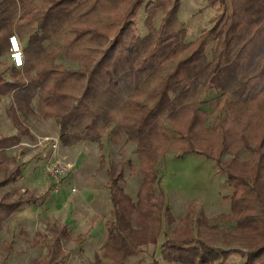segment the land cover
<instances>
[{
  "label": "trees",
  "instance_id": "16d2710c",
  "mask_svg": "<svg viewBox=\"0 0 264 264\" xmlns=\"http://www.w3.org/2000/svg\"><path fill=\"white\" fill-rule=\"evenodd\" d=\"M86 1L0 0V61L13 31L21 39L26 37L23 47L24 55L29 56L26 69L33 67L32 60L37 55L46 60L45 65L28 76L26 84L16 80L7 88H17L14 97L19 98V104L26 109L34 96L38 98V112L55 118L62 144L89 140L101 148V136L105 132L110 142L118 139L135 144L141 176L135 198L129 196L121 184L125 161L105 162L113 214L107 223L105 243L89 263L125 264L128 257L140 251L141 245L157 240L164 216L167 222H173L169 213L162 210L165 197L161 189L156 190L155 164L158 156L171 148L183 153L197 152L189 139L202 109L196 105L202 95L211 91L229 98L231 92L237 93L240 98L235 103H238L259 94L262 107L264 0H217L222 12L196 39L186 42L185 28H174L178 0H171L167 9L162 6V0L146 3L147 31L142 36L138 34L134 18L144 0H126V8L115 19L79 28L76 23L86 10L76 11ZM158 7H163V16L155 29L152 15ZM57 32L66 39L64 44L51 39ZM55 49H58L56 53ZM1 76L2 72L0 83L3 82ZM22 105H18L19 108H23ZM223 106L228 111L232 107ZM117 110L126 111V115L119 117ZM162 114H166L168 122L161 118ZM179 114L187 118L184 129L171 124ZM16 140V136L11 137L7 144L1 142L0 146L15 144ZM250 143L244 140L243 149L248 150ZM258 144L264 146V135ZM211 148L214 155L205 149L200 151L216 164L221 163L223 149L232 153L238 151L235 145L232 148L227 143L225 135ZM223 170L233 188L230 207L234 222L240 230L246 229L245 235L249 231L252 236L250 251L207 245L187 236L191 231L188 226L174 228L165 238L161 248L167 260L226 264L229 254L238 252L244 259L240 264H264V192L256 195L260 211L254 213L245 202L249 194H256L259 177L254 174L246 179V173L232 174L229 170L227 173L226 168ZM6 173L0 178V188L15 177L12 172ZM5 195L0 198V228L20 204L33 200V197L18 196L7 201ZM49 228L52 236L47 253L43 258L34 259L33 264H64L60 239L67 236L66 228L55 225Z\"/></svg>",
  "mask_w": 264,
  "mask_h": 264
},
{
  "label": "rangeland",
  "instance_id": "374dc122",
  "mask_svg": "<svg viewBox=\"0 0 264 264\" xmlns=\"http://www.w3.org/2000/svg\"><path fill=\"white\" fill-rule=\"evenodd\" d=\"M148 2L158 3L159 1L144 0L138 15L134 18L138 34L141 36L147 31L145 18L148 9L145 5ZM161 2L163 3L162 6H165L164 9H167L171 0H162ZM127 4L128 2L126 0H88L80 5L79 10L76 11V13H80L86 10L76 25L80 28L96 23L100 25L101 20L102 22L108 21V19L111 21L126 8ZM177 6L178 8L174 13L176 16L174 19V28H185V42L196 39L202 30H206L212 25L214 17L222 12V6L217 0H213V2L212 0H178ZM163 7H158L152 15V21H155L152 23V26L155 29L161 22ZM60 34L58 32L55 33V35L51 36V39L64 44L66 39H63ZM57 51L58 49H55V53ZM30 52L32 53V51ZM7 53L6 50L1 57L0 62L2 65L0 66V71L5 70L4 67H7L9 64V55ZM28 57V55L27 57L25 55V58ZM45 61L37 55V58H34V61L32 60L33 67L26 69L25 59L24 66L19 69L14 68L11 70V74L27 80L28 76L34 74V71H37L36 69L42 67L43 64L45 65ZM63 65L67 67V63ZM231 93L229 98L228 95H224L222 98L220 95L208 91L202 95L203 97L200 103L196 102L197 107H201L203 113L199 111L198 121L194 123L193 128L190 130L192 132L191 136L190 134L188 136H190L189 140H191L190 143L192 142V147L197 152L190 151L183 153L181 150L178 151L171 148L167 150L168 152L161 153L156 160L155 166L158 175L156 190L161 189L165 197L163 205V208L164 206L165 208L162 209L163 212L166 211V213H169L173 219V222H167L166 216L163 217L160 230V236L162 238L165 232L171 233V230L174 228H188L189 226L191 231L186 233L187 236L191 235L192 238L199 239V241L205 242L207 245L211 244L231 250L240 249L250 251L252 236L249 231L245 235L246 229L240 230L241 228L234 222L230 207V197L233 188L230 186L229 179L223 168H226L227 173L228 170L232 174L244 173L245 175L246 173V179L257 174L259 178L255 188L256 194H253V196L249 194L245 198V202H247L246 205L249 208L251 207V211H254V213L260 211V206H258L259 199L256 198V195L264 192V146L259 147L258 144L262 139V135H264V103L260 107L259 94L255 98L246 100V102L235 103L240 97L237 93ZM227 98L228 101L225 102ZM224 104L232 106L231 109L229 111L225 110L223 108ZM219 111L220 114L218 115ZM118 114L119 117L126 115V111L118 112ZM165 115L162 114L161 118L168 122L169 119L167 120ZM186 120L187 118L183 114H179L174 120H171V124L173 126L175 125L178 129H184V126L187 125ZM185 133L182 132L183 135ZM107 135L105 132L101 136L102 146L100 151L96 149V142L89 140L85 142L92 143L91 145L96 150V153L105 156V160L104 156L102 157L103 160H101L102 166L105 162L117 163L118 161H125V176L121 184L125 192L132 198H135L141 177L137 167L139 163L138 153L134 151L135 144L133 142L124 143L123 140L118 139L110 142ZM224 135L227 137V143L232 148L235 145L238 151L232 153L228 149H223L222 156L220 157L221 163L216 164L213 159L202 154L203 152L200 149H205L211 153L210 155H214L211 146L215 147L220 137ZM32 139L30 143L25 142L21 147H28V150L31 149L33 154H40L43 160L41 163L42 168L49 152L54 146L58 153L66 156L68 161L77 152L75 150L74 154L71 155L60 150V141H58V138L55 141V137L47 136V139L42 140V136L38 135ZM247 139L251 141L248 150L243 149V142ZM46 143L47 145H44ZM175 148L178 149L180 146ZM205 150H203L204 153H208ZM233 155L236 156H234V161H231L233 160L231 159ZM98 158L97 155L94 157H90L89 155L84 156L79 166L84 165L87 169L92 170V177L89 180L95 179L97 181L96 183L100 185L97 193L98 197H100L99 202L101 203L104 200V203H106L104 205L101 203L102 208L100 209L105 212L104 206L107 205V211L112 213L110 209L111 205L108 203L109 194L106 183V168H103L101 171L96 170L95 172L94 168H92L94 167L93 165H96ZM68 173H65L61 177L58 185H55L49 179L50 177L47 178L46 175L35 178L31 177L33 180L27 182L25 185L21 182H17V184L13 183L8 187L0 189V198L3 194H6L7 201L15 200L22 193L21 188L23 187H25L26 192L41 194L45 191L48 184L54 186L52 195H61L65 190L64 186H67V182L70 180L67 176ZM82 175L84 176V173ZM52 199L55 201L49 205L46 201L42 208L34 205L21 207L16 213L2 222L0 228V264H33L34 259L43 258L46 255L52 236L49 226L53 222L59 226L66 219L71 221L67 227L71 232L69 237H72V239L66 238L65 235V239L62 238L60 241V251L64 257V264H88L92 262V253L97 249V243H92V245L86 244V247L81 249L78 243L75 245L73 242V236L80 229L84 228L83 223H79L84 221L79 220L82 213H80L81 209L78 205H81L82 198L78 196V193H75L72 195H64L61 199H56V197ZM55 202L58 203L57 206L63 204L61 210L58 207L55 208ZM65 203L69 205L73 204L74 207L67 211V204L64 205ZM66 211L69 215L75 216L74 221L69 217H65L67 214ZM243 231L244 234H241ZM160 236L159 239H161ZM33 240L41 244L32 245L31 242ZM101 242L99 241V243ZM148 256L150 254L145 251V248H141L139 256L135 258L138 261H143ZM243 260L240 253L231 252L227 257L226 264H240ZM134 262L135 259L127 258L125 264H134ZM213 263L215 264V262Z\"/></svg>",
  "mask_w": 264,
  "mask_h": 264
},
{
  "label": "crops",
  "instance_id": "0c3cea01",
  "mask_svg": "<svg viewBox=\"0 0 264 264\" xmlns=\"http://www.w3.org/2000/svg\"><path fill=\"white\" fill-rule=\"evenodd\" d=\"M12 33H16V32L13 31ZM17 37L19 38V40H21L22 46L24 47L27 43L26 37L22 39L18 35ZM25 59L27 58H25L24 55V62ZM1 65L2 64L0 62V66ZM14 68L19 69L12 66L9 60V64L7 65V67H4L5 70L0 71L2 72L1 77L3 81L0 83V143L1 142L5 143L11 137H15V136L17 137L15 144L5 145V146H3L2 144L0 146V168H1L0 178L2 179V177L5 175L4 173L6 172H12L15 174V177L13 179H10L0 189H2L3 187H8L13 183L17 184V182H21L23 185H25L27 184V182H31V180H33V178L31 177L35 178V177H41L42 175L43 176L46 175L47 178H49L48 174L45 173L46 171L43 170L42 168L41 163L43 160L40 154L37 153L33 154L31 149L28 150L29 149L28 147L25 146L21 147V146L25 142L30 143V141L33 140L32 138L38 135L42 136V138L43 136L58 138V131H59V126L54 117L42 116L41 113L38 112L36 108L38 103V98L36 96H34L29 101L28 109H26L24 108V105L19 104V100H18L19 98L14 97L15 94L14 91L17 88L8 90L7 85L12 83L13 81L20 80L23 81L24 84L27 83L26 79L24 78L21 79L16 77V75L11 74V70H13ZM18 105H22L23 108H19ZM91 144L92 143H86L85 141H83L73 145H64L60 141V145H59L60 150H62L63 152L72 155L74 154L75 150H77V152L74 155H72V159L71 158L69 159L72 164V167L67 176L70 180H68L69 182H67V186H64L65 190L63 194L52 195V190L54 187L51 186L50 184H48L45 191L42 192L41 194L26 192L25 187H23L21 188L22 193H20V196H22L23 198L33 197V200L26 201L20 204L10 214V216L16 213L17 210L20 209L21 207L27 205H34V206H40L42 208V206L46 203V201L48 205L51 202L55 201L52 198L56 197V199H61V197L63 198L64 195L66 196V195H72L78 193V196L82 198L81 205H78L80 206L81 209L80 213H82V215L79 217V220H84L83 222H79V223H83L84 228L80 229L79 231L77 230L78 232L76 233L75 236H73L74 237L73 242L75 243V245L78 243L81 249L85 248L86 244L92 245V243H97V249L92 253L93 256L92 261H93L95 258L94 256L95 253H99L101 246L105 243L107 237V227H108L107 223L111 219L113 211H112V206L110 207L112 213L110 211H107V205L104 206L105 212L103 210L101 211L100 209L102 208L101 203H103V205L106 203H104V200L101 203L99 202L100 197H98L97 193L100 189V185L96 183L97 181H95V179L89 180V178L92 177V173H93L92 170H90L89 168L87 169L84 165L79 166L84 156L89 155L90 157L91 156L94 157L95 155H97L99 158L97 159L96 165H93L94 167H92L94 168V172L96 170L101 171L103 170V168H106V163L103 164L104 165L103 167L100 165L101 158L104 155H99L98 153H96V150L93 149ZM44 145H47V143ZM96 145H97L96 148L97 151L98 150L100 151L99 145L97 143ZM83 173L84 176L83 175L81 176V174ZM47 181L49 182V180ZM107 188H108V183H107ZM108 199H109L108 203L109 205H111L110 197ZM57 204L58 203L56 202L54 203L55 208L58 207L59 210H61L63 204L61 206L60 205L57 206ZM64 205L67 206L66 207L67 211L71 210V208L74 207L73 204L69 205L68 203H65ZM65 217H69L72 221L75 220V216L69 215L68 213L65 215ZM76 221L78 222L77 218ZM69 222L71 221L66 219L59 226H57L55 222H53L51 225H55L57 227L64 226V228H66L67 231L66 238L72 239V237H69L71 232L67 227ZM169 235L170 233L165 232L162 238L159 232V234L156 237L157 240L154 243L149 242L148 244H143L140 246V251L141 248H145V251H147V253L150 254V256H148L147 259H143V261H138L135 258L139 256L140 251L135 256H131L128 258L135 259L134 264H189L181 261L179 262L170 261L164 257L161 246L164 240H166L165 238ZM159 236L161 237V239H159ZM98 240L102 242L99 243ZM31 243L32 245H38L40 242L37 243L35 240H33ZM208 264H214V263H208Z\"/></svg>",
  "mask_w": 264,
  "mask_h": 264
},
{
  "label": "built area",
  "instance_id": "2783aa9c",
  "mask_svg": "<svg viewBox=\"0 0 264 264\" xmlns=\"http://www.w3.org/2000/svg\"><path fill=\"white\" fill-rule=\"evenodd\" d=\"M10 64L16 68H21L24 64L23 46L16 33H11L7 38ZM47 139L44 136L42 140ZM56 141V138H55ZM72 164L67 160L65 155L58 153L54 146L45 160L43 169L55 185H58L61 177L71 170Z\"/></svg>",
  "mask_w": 264,
  "mask_h": 264
}]
</instances>
